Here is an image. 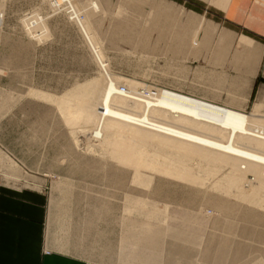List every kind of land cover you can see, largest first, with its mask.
Here are the masks:
<instances>
[{"label": "rangeland", "instance_id": "obj_1", "mask_svg": "<svg viewBox=\"0 0 264 264\" xmlns=\"http://www.w3.org/2000/svg\"><path fill=\"white\" fill-rule=\"evenodd\" d=\"M96 1L103 12L93 17V30L121 92L129 86L138 93L163 91L264 123L259 71L249 102L243 110L237 104L245 87L241 75L258 57L252 45H264V0ZM78 2L89 11L90 0ZM0 10V178L45 194L56 247L62 248L70 218L82 209L86 225L116 226L119 254L130 264H264V209L212 188L227 167L198 186L187 174L168 176L159 166L146 171L90 154L85 149L94 143L93 124L70 126L55 106L29 95L32 89L58 97L100 77L65 7L49 0H0ZM30 18L33 37L23 23ZM202 80L213 98L225 97L224 104L173 89L181 82L205 87ZM195 163L192 174L201 175Z\"/></svg>", "mask_w": 264, "mask_h": 264}, {"label": "bare ground", "instance_id": "obj_2", "mask_svg": "<svg viewBox=\"0 0 264 264\" xmlns=\"http://www.w3.org/2000/svg\"><path fill=\"white\" fill-rule=\"evenodd\" d=\"M49 2L65 7L91 51L100 77L61 97L45 92L36 95L55 104L70 126L93 124L94 143L87 145L88 153L100 152L106 159L146 171L159 166V171L168 176L187 174L198 186L227 167L229 171L212 188L264 209L263 122L235 110L163 91L155 95L145 88L138 93L129 86L128 91L121 92L119 80L109 74L102 45L85 11L74 0ZM38 18H34L36 24ZM32 19L23 22L31 37ZM96 95L98 100L91 106L81 105ZM71 135L77 145L76 132L72 130ZM192 162L199 165L201 175L192 174Z\"/></svg>", "mask_w": 264, "mask_h": 264}, {"label": "crops", "instance_id": "obj_3", "mask_svg": "<svg viewBox=\"0 0 264 264\" xmlns=\"http://www.w3.org/2000/svg\"><path fill=\"white\" fill-rule=\"evenodd\" d=\"M74 1L83 9L82 4L78 0ZM89 5V11H84L92 32L95 34L92 19L100 11L103 12V10L100 3L96 0H90ZM260 9L264 12V2L260 6ZM261 36L264 37V35ZM252 47L253 50L257 51L258 57L251 59L247 64L248 67L244 69L247 72L241 75L242 80L245 82V87L239 95L242 101L239 100L237 104L241 106L242 110L249 102L251 88L255 82L254 79L258 75L257 71L260 73L259 77L264 79V45L254 41ZM238 48H240V45ZM199 72L203 73V70H199ZM230 74L235 75L233 70H231ZM192 79H196V77L194 76ZM200 82L204 86L205 84L208 85L204 80ZM207 85L205 87L193 88L181 82L175 84L173 89L186 95L224 104V101H226L225 97L220 99L213 98V95L206 91L209 88ZM80 88H82V84L58 97ZM38 92L41 91L31 89L29 95L40 99L36 95ZM80 96H82V91ZM48 103L55 106L60 113L55 104ZM226 109L247 114L232 108ZM60 115L62 116L61 113ZM247 115L254 117L250 114ZM258 119L263 122V119ZM74 144L76 146L75 141ZM5 160L7 164H11L8 159ZM0 174L4 177L3 172H0ZM20 179L18 178V180ZM47 207V197L40 190L7 185L0 178V264H130L127 257L124 258V256H120L119 254L116 226L109 223V227H104L101 222L86 225L85 221H81L82 209L74 212L75 216L70 218V226L62 248L56 247L53 241V233L56 229L55 221L51 220L50 224H48ZM140 213L136 208L134 215H140ZM45 230H48L46 236Z\"/></svg>", "mask_w": 264, "mask_h": 264}]
</instances>
